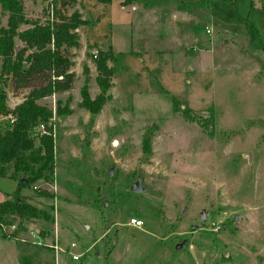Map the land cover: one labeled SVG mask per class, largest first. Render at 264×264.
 <instances>
[{"label": "rangeland", "instance_id": "rangeland-1", "mask_svg": "<svg viewBox=\"0 0 264 264\" xmlns=\"http://www.w3.org/2000/svg\"><path fill=\"white\" fill-rule=\"evenodd\" d=\"M22 3L19 29L45 21L51 6L86 23L69 47L71 87L37 99L52 110L43 121L52 179L20 190L48 213L30 226L49 236L55 222L58 245L74 241L80 256L20 243L40 264H264V0ZM98 50L109 54L110 98L90 113L80 105L81 66L93 97ZM46 80L17 86L7 76L8 107ZM56 101L71 111L54 115ZM10 119L0 115V131ZM14 187L0 176V201Z\"/></svg>", "mask_w": 264, "mask_h": 264}, {"label": "trees", "instance_id": "trees-1", "mask_svg": "<svg viewBox=\"0 0 264 264\" xmlns=\"http://www.w3.org/2000/svg\"><path fill=\"white\" fill-rule=\"evenodd\" d=\"M95 1L107 3L110 0ZM56 2L63 7L72 4L73 0ZM3 15L4 24L1 23ZM26 22L22 0H0V115L10 114L14 117L10 125L0 131V176H7L15 182L11 197L0 201V225L12 224L17 220L15 229L21 225V219L48 218V213L25 201L20 194L23 187L33 184L35 188L38 184L36 181L49 183L52 179L53 135L51 132L36 134L35 141L31 128L52 115L51 108L38 103L37 99L71 87L74 72L70 69L73 60L69 47L79 46L75 29L86 23V20L77 10L65 14L51 6L49 17L45 21L34 19L29 26L19 29V25ZM15 39L21 42L19 46ZM108 59L107 52L98 50L93 54L96 70L94 79L98 88L93 97L88 93V66L85 63L81 66L83 82L79 87L80 105L90 113H97L110 98L108 89L111 86L112 69L107 64ZM39 75L46 76L45 83L32 87L10 109L4 90L6 77L10 76L19 86ZM70 111L66 104L61 105L56 101L54 115L59 117ZM143 146L145 150L149 149V139L146 136Z\"/></svg>", "mask_w": 264, "mask_h": 264}, {"label": "crops", "instance_id": "crops-1", "mask_svg": "<svg viewBox=\"0 0 264 264\" xmlns=\"http://www.w3.org/2000/svg\"><path fill=\"white\" fill-rule=\"evenodd\" d=\"M10 197L11 196H9L8 198ZM24 200L30 203V201L26 199ZM33 219L35 220L36 218ZM14 221V224L17 225V220ZM32 223L34 222L29 221V219H21V225L17 226L16 229L11 231L9 233V236L5 235V233L0 230V264H40L38 255H36L37 257L35 258V251L24 246L20 242H29L31 244L46 246L45 244H43L44 242L53 241L54 234H56V225L54 222L53 230H50L49 236L45 234V236H43V234L39 233L36 228H32L30 226V224ZM53 253L54 257H56V253L54 251Z\"/></svg>", "mask_w": 264, "mask_h": 264}, {"label": "built area", "instance_id": "built-area-1", "mask_svg": "<svg viewBox=\"0 0 264 264\" xmlns=\"http://www.w3.org/2000/svg\"><path fill=\"white\" fill-rule=\"evenodd\" d=\"M13 118L14 117L11 115V119H10L11 122H12ZM36 129L38 131V134L51 132L49 129H46V127L44 126L43 122H39L36 125ZM127 223L130 224V225L138 227V226L141 225L142 221H141V219H139L137 217H129ZM15 227L16 226H15L14 223L8 224V225L2 224V225H0V230L2 232H5V234L6 233L9 234L11 231H13L15 229ZM215 228H217V227H215ZM215 228H213V229H215ZM43 244H45L46 246L52 248L55 253L58 252V251H67L70 254L71 258H74V259L78 258L80 256V252H72L71 251V248L75 246V242L74 241H70L68 243L67 247L65 249H63L57 243L56 234H54L53 241L44 242Z\"/></svg>", "mask_w": 264, "mask_h": 264}, {"label": "water", "instance_id": "water-1", "mask_svg": "<svg viewBox=\"0 0 264 264\" xmlns=\"http://www.w3.org/2000/svg\"><path fill=\"white\" fill-rule=\"evenodd\" d=\"M130 189H131V190H140V187H139V185H138V182L135 181L134 183H132L131 186H130ZM201 217H202V216H201Z\"/></svg>", "mask_w": 264, "mask_h": 264}]
</instances>
